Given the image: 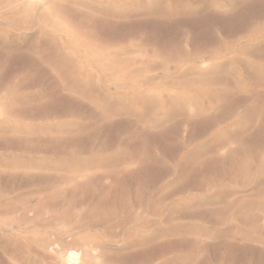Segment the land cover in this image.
I'll list each match as a JSON object with an SVG mask.
<instances>
[{
  "label": "rangeland",
  "instance_id": "374dc122",
  "mask_svg": "<svg viewBox=\"0 0 264 264\" xmlns=\"http://www.w3.org/2000/svg\"><path fill=\"white\" fill-rule=\"evenodd\" d=\"M0 264H264V0H0Z\"/></svg>",
  "mask_w": 264,
  "mask_h": 264
}]
</instances>
